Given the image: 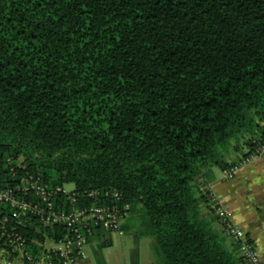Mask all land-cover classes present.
Returning a JSON list of instances; mask_svg holds the SVG:
<instances>
[{"label": "trees", "instance_id": "obj_1", "mask_svg": "<svg viewBox=\"0 0 264 264\" xmlns=\"http://www.w3.org/2000/svg\"><path fill=\"white\" fill-rule=\"evenodd\" d=\"M263 146L264 0H0V156L120 193L161 264H247L208 181Z\"/></svg>", "mask_w": 264, "mask_h": 264}, {"label": "built area", "instance_id": "obj_2", "mask_svg": "<svg viewBox=\"0 0 264 264\" xmlns=\"http://www.w3.org/2000/svg\"><path fill=\"white\" fill-rule=\"evenodd\" d=\"M264 157V146L241 166L224 172L233 179L241 167ZM56 184L24 157L0 156V258L3 264H80L87 258L97 229L125 236L124 222L131 206L118 192H78ZM217 214L239 246L247 264H262L254 243L229 220L215 198ZM49 230H52L49 233ZM34 233L43 241L33 239Z\"/></svg>", "mask_w": 264, "mask_h": 264}, {"label": "crops", "instance_id": "obj_3", "mask_svg": "<svg viewBox=\"0 0 264 264\" xmlns=\"http://www.w3.org/2000/svg\"><path fill=\"white\" fill-rule=\"evenodd\" d=\"M217 169H212L209 188L227 210L231 223L250 237L264 264V157L241 167L233 179H226L224 171L222 178L217 179ZM134 221L135 214H129L123 225L125 234L136 224ZM102 231L99 236H93L87 258L80 264H124L118 253L112 251L122 237ZM143 261L142 249L137 244L131 255V264H143ZM0 264H3L1 258ZM146 264L151 262L146 261Z\"/></svg>", "mask_w": 264, "mask_h": 264}, {"label": "rangeland", "instance_id": "obj_4", "mask_svg": "<svg viewBox=\"0 0 264 264\" xmlns=\"http://www.w3.org/2000/svg\"><path fill=\"white\" fill-rule=\"evenodd\" d=\"M245 152L246 148L243 147L242 144L234 143L227 160L229 162H238L241 160ZM243 161H241L240 165L238 166H241ZM216 173L217 179H221L223 176V171L221 169H217ZM67 188L69 190L73 189V185L69 184L67 185ZM144 215L145 213L142 210H138V212L135 213L134 223L136 222V224L127 231L124 237L118 239L117 246L112 248V251L118 253L121 263L131 264V255L137 244L142 249L144 260L143 264H146V261H150L151 264H161L162 262V256L159 255L155 250L156 239L153 235L148 234L149 231L147 225L145 224ZM136 239L138 240L137 243Z\"/></svg>", "mask_w": 264, "mask_h": 264}]
</instances>
